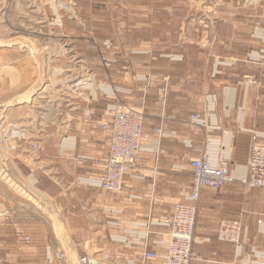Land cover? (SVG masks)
<instances>
[{
  "label": "crops",
  "instance_id": "crops-1",
  "mask_svg": "<svg viewBox=\"0 0 264 264\" xmlns=\"http://www.w3.org/2000/svg\"><path fill=\"white\" fill-rule=\"evenodd\" d=\"M186 4L162 6L184 11ZM212 10L209 20H156L149 32L93 44L97 54L84 56L91 72L86 97L69 101L64 125L41 139L35 158L39 165L52 164L54 220L40 218L32 229L22 208L0 214V237L13 238L17 227L31 238L26 248L15 238L0 245L3 264H62L53 255L63 243L68 264H81L82 257L153 264L146 251L164 261L170 217L192 189L191 161L206 154L215 164L221 153L233 181L200 192L191 264H264V188L243 183L252 133H264V0H219ZM120 41L125 48L112 52ZM119 105L144 110V135L138 169L125 177L120 193L111 194L98 182L106 171L109 136L95 124L108 122ZM193 115L199 118L195 125ZM36 184L41 188V179ZM222 220L242 221L239 247L217 241Z\"/></svg>",
  "mask_w": 264,
  "mask_h": 264
},
{
  "label": "rangeland",
  "instance_id": "rangeland-1",
  "mask_svg": "<svg viewBox=\"0 0 264 264\" xmlns=\"http://www.w3.org/2000/svg\"><path fill=\"white\" fill-rule=\"evenodd\" d=\"M176 1L182 0H0V214L22 208L32 229L40 218L54 220L52 164L39 165L26 151L33 143L41 149V139L64 125L72 98L86 97L91 72L84 56L97 54L93 44L149 32L156 20H209L219 0H188L184 11L164 10L162 4ZM175 31L178 37L182 28ZM14 238L27 246L16 234L0 237V245ZM63 249L68 255L65 243Z\"/></svg>",
  "mask_w": 264,
  "mask_h": 264
},
{
  "label": "built area",
  "instance_id": "built-area-1",
  "mask_svg": "<svg viewBox=\"0 0 264 264\" xmlns=\"http://www.w3.org/2000/svg\"><path fill=\"white\" fill-rule=\"evenodd\" d=\"M259 65L264 68V49ZM105 66L109 68L110 63ZM252 83L258 87L261 86L258 80L254 79ZM144 119L143 109L119 105L108 122L95 124V129L109 136L106 171L98 178L103 191L111 194L120 193L123 190L125 177L138 169L144 135ZM198 119L197 115H193L191 125H195ZM157 133L162 134V129H159ZM40 150V146L33 143L26 154L36 156ZM191 168L193 171L192 189L188 202L178 203L170 217V232L164 261H159L158 255L154 252L144 253L145 260L153 264H191L195 260L193 247L200 192L203 189L217 191L233 181L230 161L224 153L217 156L215 164H212L208 155L205 154L192 160ZM243 183L249 189L264 188V133L255 131L252 133L247 176ZM14 233L25 245L31 243L30 236L24 235L19 228L16 227ZM242 236L241 220H222L219 223L216 236L218 242L239 247ZM53 258L62 264H68L69 261L66 252L61 247L55 250ZM80 263L100 264V261L92 257H82Z\"/></svg>",
  "mask_w": 264,
  "mask_h": 264
},
{
  "label": "bare ground",
  "instance_id": "bare-ground-1",
  "mask_svg": "<svg viewBox=\"0 0 264 264\" xmlns=\"http://www.w3.org/2000/svg\"><path fill=\"white\" fill-rule=\"evenodd\" d=\"M30 49H31V47H30ZM2 106H0V108H1Z\"/></svg>",
  "mask_w": 264,
  "mask_h": 264
}]
</instances>
